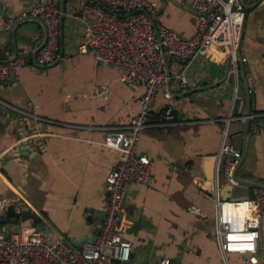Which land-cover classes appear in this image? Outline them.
<instances>
[{
    "label": "crops",
    "instance_id": "obj_1",
    "mask_svg": "<svg viewBox=\"0 0 264 264\" xmlns=\"http://www.w3.org/2000/svg\"><path fill=\"white\" fill-rule=\"evenodd\" d=\"M150 1L166 26L183 37L195 32L198 17L192 0ZM35 3L0 0V13L12 18L1 27L0 61L20 53L26 58L16 82L0 84V196L10 204L21 202V210L37 212L18 226L9 223L8 230L34 226L39 218L35 227L48 240L62 234L79 245L94 239L100 228L105 178L118 160V151L104 143L108 127L126 125L139 105L132 88L119 78L121 65L77 49L86 39L88 20L78 17L79 0H64L56 58L36 64L44 28L34 18ZM23 17L14 30L9 28ZM239 45L251 112L264 110V0L248 1ZM229 58L226 50L211 46L189 65L187 88L170 77L155 95L151 123L161 120L167 104H172L177 118L171 125L150 124L137 144L138 153L149 155L152 173L147 183L130 182L124 198L128 213L120 227L132 242L127 264L163 257L171 258L172 264L221 262L214 235L215 200L248 197L256 187L222 180L215 191L221 175V122L211 120L232 108L246 115L248 108L243 76L238 83L229 74L222 81ZM165 60L170 73L183 63L170 54ZM244 127L245 117L233 120L229 131L232 135ZM249 131L237 176L264 184V117L251 118ZM237 255L231 253L230 261L244 263Z\"/></svg>",
    "mask_w": 264,
    "mask_h": 264
},
{
    "label": "built area",
    "instance_id": "obj_2",
    "mask_svg": "<svg viewBox=\"0 0 264 264\" xmlns=\"http://www.w3.org/2000/svg\"><path fill=\"white\" fill-rule=\"evenodd\" d=\"M248 1L258 3L261 0H192L191 7L198 17L197 27L191 36L183 37L160 20L159 12L150 0H79L78 17L88 20L86 39L77 49L81 53L92 51L97 60L121 65L123 69L119 78L137 95L139 107L126 125L110 126L106 132L104 143L118 151V160L105 178L104 216L95 238L75 245L62 234L48 240L41 229L20 225L0 237V264H127L132 242L123 236L120 227L128 213L124 198L130 182L147 183L152 173L149 155L138 153L137 144L142 131L150 124L171 125L177 118L172 104H167L161 120L151 123L155 95L170 77L176 79L178 87L187 88L189 65L211 46L229 53L228 74L235 83L239 82V44ZM59 3L60 0H36L33 7L34 15L40 17L47 30V39L36 53L35 63L38 65L53 61L58 54ZM11 20L0 13V28ZM162 49L183 60L173 73H167ZM25 64L23 53L1 60L0 84H14L19 69ZM34 116L41 118L37 114ZM245 116L232 108L224 117L211 120L221 122L219 153L223 158V171L216 179V192L220 188V178L232 181L233 170L242 155L232 141L229 125ZM249 116L264 117V110L251 112ZM215 204L214 235L220 250V264H232L229 255L240 252L250 253L245 258L240 255L244 264L261 262L257 253L264 238V187H255L253 198H216ZM10 205H14L17 211L24 208L18 200L10 204L9 199L0 196V213ZM192 209L202 214L200 209L194 206ZM146 264H172V260L163 257Z\"/></svg>",
    "mask_w": 264,
    "mask_h": 264
},
{
    "label": "water",
    "instance_id": "obj_3",
    "mask_svg": "<svg viewBox=\"0 0 264 264\" xmlns=\"http://www.w3.org/2000/svg\"><path fill=\"white\" fill-rule=\"evenodd\" d=\"M60 10H61V13H60V27H62V23H63V15L62 14H63V10H64V0H60ZM34 18L39 20L41 22V24L43 25V28H44L43 39L39 43V45H38V47L36 49V52H35V54H36L37 50L45 43V41L47 39V30H46V26H45L44 22L40 19L39 16L35 15ZM23 19L25 20L24 17L21 18V19L15 20V22L9 28L14 30V28L16 27L17 24L23 22ZM1 31H2V28H0V32ZM162 53L164 55V58H166V55H168V52H166L165 50L162 49ZM239 60H240L241 75L243 76V78L245 80V86H246V90H247L248 108H247L246 116H245V127H244V130L242 132H237V133L232 134V139L234 141V144H235V146L237 148H239L241 150L242 155L239 158L238 163H237V165L235 166V168L233 170L231 183L233 185H234V183H244V184H249L251 186L264 187V184L257 183V182H252L250 180H246V179H243V178L241 179V178H239L237 176L238 175V171L241 168V166L243 164V161H244V155H245V152H246V145H247V137L250 136L251 133H252L251 131H249L250 119H251L249 115L251 114V111H252L251 110V95H250V91H249V85H247V79L244 76L245 75V68H244L243 60L241 58V54H239ZM229 62H230V59H229V61L227 63L226 73H225V76H224L222 81H224L226 79V77H227L228 70H229ZM166 70H167V73L170 74L168 66H166ZM212 85H214V84H212ZM23 144H26L25 141L23 142ZM219 168H220V171L222 172L223 171V158H221V162H220V167ZM222 180L224 182L225 181L227 182V180H225L223 178H220V182H222ZM214 187L215 186L213 184L212 189H214ZM212 189H210V191ZM210 191H207V192H210ZM248 197L249 198H253L254 197V192L250 191L249 194H248ZM36 215H37V212H35L33 210H21L20 211L21 220H23V221L27 220L28 218H31L32 216H36ZM7 224H8V218H7L6 211L1 212L0 213V237H3V234L5 233V231L7 229L6 228ZM240 255H242L245 258V257L249 256L250 253L249 252H240ZM258 260L261 261V262H257L256 264H264V259L258 258Z\"/></svg>",
    "mask_w": 264,
    "mask_h": 264
},
{
    "label": "trees",
    "instance_id": "obj_4",
    "mask_svg": "<svg viewBox=\"0 0 264 264\" xmlns=\"http://www.w3.org/2000/svg\"><path fill=\"white\" fill-rule=\"evenodd\" d=\"M6 214H7L8 222L11 225L18 226L20 224V221H21L20 212L17 211V210H15V208L13 206H9L6 209ZM38 222H40V219L39 218H36L34 220V222H33V225L36 226L38 224Z\"/></svg>",
    "mask_w": 264,
    "mask_h": 264
},
{
    "label": "rangeland",
    "instance_id": "obj_5",
    "mask_svg": "<svg viewBox=\"0 0 264 264\" xmlns=\"http://www.w3.org/2000/svg\"><path fill=\"white\" fill-rule=\"evenodd\" d=\"M6 225V224H5ZM7 228H10L9 222L7 224ZM6 229V231L8 230ZM5 231V232H6ZM263 234H264V229H263ZM237 257H239V259H243L244 258L240 256V254L237 255ZM257 257L264 259V238L262 239V241L260 242L259 248H258V253H257ZM232 264H244L241 260H237V258L234 260V262H232Z\"/></svg>",
    "mask_w": 264,
    "mask_h": 264
}]
</instances>
